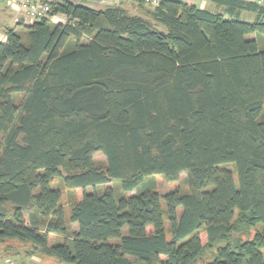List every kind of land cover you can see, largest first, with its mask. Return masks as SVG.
<instances>
[{
    "label": "trees",
    "instance_id": "1",
    "mask_svg": "<svg viewBox=\"0 0 264 264\" xmlns=\"http://www.w3.org/2000/svg\"><path fill=\"white\" fill-rule=\"evenodd\" d=\"M210 1L221 11L59 0L4 30L0 245L64 264H264V0ZM181 174L188 191L157 192ZM55 176L80 192L67 218Z\"/></svg>",
    "mask_w": 264,
    "mask_h": 264
},
{
    "label": "crops",
    "instance_id": "2",
    "mask_svg": "<svg viewBox=\"0 0 264 264\" xmlns=\"http://www.w3.org/2000/svg\"><path fill=\"white\" fill-rule=\"evenodd\" d=\"M45 2H55L59 0H43ZM74 3H80L87 5L89 7H93L96 9L103 8V6L99 5L97 0H71ZM188 4H193L201 9H206L211 12L221 11L220 8L216 7L210 0H183ZM207 4V5H206ZM134 5L132 2H124L121 7L127 10L129 13H133ZM137 15V14H134ZM142 15V14H141ZM57 22H62L63 17H59ZM0 22H1V30H0V42L4 40V30L7 28L14 27L18 22H22L25 24L32 23L30 20L23 19L18 12L14 11L11 8L5 6L4 9L0 8ZM29 246L18 244L16 242H7L5 244L0 245V264H8V262H12V264H61L60 262L47 258L45 256H41L37 254V252L28 251ZM42 259H45L44 261Z\"/></svg>",
    "mask_w": 264,
    "mask_h": 264
},
{
    "label": "rangeland",
    "instance_id": "3",
    "mask_svg": "<svg viewBox=\"0 0 264 264\" xmlns=\"http://www.w3.org/2000/svg\"><path fill=\"white\" fill-rule=\"evenodd\" d=\"M108 6H112V5H108ZM104 7H106V6H103V8ZM0 8H2V9L5 8L4 0H0ZM133 9H134L133 10L134 14H137V15H141L142 14L143 15V14H145V10L153 9V7L145 6L144 8H140L139 6L134 5ZM60 18H61V16H60ZM240 19L250 22V21H253L254 16L251 13L243 12L241 14V18ZM1 25L2 24L0 22V30H1V27H2ZM254 36H255L254 34L248 35L249 38H252ZM94 158H95L96 162L99 165H104L105 164V159L100 153H97L94 156ZM229 167H231V165ZM185 178H186V175L185 174H181L180 175V180H179L178 183H167V182L164 181L163 178H161L159 176H156L155 177V181H156V185H157V192L159 194H164V193H167V192L172 191L174 189H179L182 192H186V191H188V187L186 185ZM49 186H50L51 189L59 190L61 192V194H62L61 207H62L63 212H64V214H65V216L67 218L68 214H69V211H70V208H71V205H73L74 201L76 200V197L79 196L80 192L77 191V196H76V193H74L73 190L66 189L64 187V185H63L61 176H55L50 181ZM96 189L98 191H101L102 188L101 187H97ZM86 191L90 192V191H92V188L88 187V188H86ZM165 229H166V236L169 237V234H168V222L167 221H165ZM122 233L125 234L126 230L123 229ZM52 242H54L55 244H58V243L62 242V239L59 236H54L49 243H52ZM47 258H51V259L56 260L53 257H47ZM42 260L44 261L45 259H42ZM209 260H210L209 255H206V257H204L201 261H198L196 264H209ZM56 261H58V260H56ZM61 264H64V263H61Z\"/></svg>",
    "mask_w": 264,
    "mask_h": 264
},
{
    "label": "built area",
    "instance_id": "4",
    "mask_svg": "<svg viewBox=\"0 0 264 264\" xmlns=\"http://www.w3.org/2000/svg\"><path fill=\"white\" fill-rule=\"evenodd\" d=\"M97 1L101 6H108V5L119 4L124 2H134V3L138 2L149 7H156L160 2V0H97ZM261 1L262 0H258V2ZM4 2H5V6L18 12L23 19L30 20L32 22L48 17L51 10L49 4L43 0H4ZM59 17L60 16H52L51 20L55 23H59L56 21ZM64 21L65 18L63 17V21L60 23H63ZM8 264H12V262H8Z\"/></svg>",
    "mask_w": 264,
    "mask_h": 264
}]
</instances>
